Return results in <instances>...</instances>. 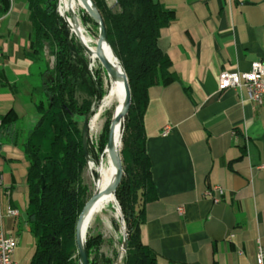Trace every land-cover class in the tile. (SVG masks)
Masks as SVG:
<instances>
[{"label": "crops", "instance_id": "1", "mask_svg": "<svg viewBox=\"0 0 264 264\" xmlns=\"http://www.w3.org/2000/svg\"><path fill=\"white\" fill-rule=\"evenodd\" d=\"M154 1L173 12L158 47L180 84L148 91L143 127L155 199L144 207L140 240L155 264H255L256 247H264V174L256 170L264 162V102L255 107L244 89L219 92L218 75L264 64V0ZM106 3L118 12L114 0ZM28 15L27 0L6 12L0 0V118L13 110L20 135L18 145L0 140V226L16 238L15 264H30L35 246L22 218L21 145L38 119ZM8 208L19 217L7 218Z\"/></svg>", "mask_w": 264, "mask_h": 264}, {"label": "trees", "instance_id": "2", "mask_svg": "<svg viewBox=\"0 0 264 264\" xmlns=\"http://www.w3.org/2000/svg\"><path fill=\"white\" fill-rule=\"evenodd\" d=\"M1 1L6 12L7 1ZM90 1L101 18L107 43L126 74L131 94L121 138L123 177L113 195L128 235L127 251L121 262L155 264L149 248L140 240L144 207L155 199L150 161L145 151L143 117L150 88L180 84L170 72L171 62L158 47L160 31L169 26L173 12L154 0H114L116 13L105 0ZM27 2L30 45L26 56L38 71V83L33 88L38 119L21 145L28 164L25 223L35 239L30 264H78V259L73 258L75 227L88 192L81 177L86 160L78 123L92 115L105 93L102 84L99 90L94 87L79 41L57 13L58 0ZM81 19L84 25L94 24L87 14ZM47 58H53L52 66ZM78 90L98 98L94 108L89 102L76 105ZM17 121L13 110L0 118V140L19 144ZM111 127L112 123L110 133ZM106 143L107 136L98 147L99 155ZM86 147L89 158L94 157L88 140ZM91 162L96 164L97 160ZM86 236L81 239L82 243ZM101 244L100 235L86 239L89 264H113L112 260L98 255ZM92 253L95 255L90 259Z\"/></svg>", "mask_w": 264, "mask_h": 264}, {"label": "bare ground", "instance_id": "3", "mask_svg": "<svg viewBox=\"0 0 264 264\" xmlns=\"http://www.w3.org/2000/svg\"><path fill=\"white\" fill-rule=\"evenodd\" d=\"M58 1V15L60 14L59 16L65 21L71 33L85 47L88 52L87 54L98 62L99 58L107 60L113 70V75L108 74L109 82L107 83L105 95L101 99L100 105L88 118L87 130L92 134H98L103 130L107 122L106 115L114 109L110 147L105 146L96 164L89 161L87 163V170L92 177L91 194L95 195L96 198L88 207L86 216L80 224L79 238L81 240L85 237L88 229L97 224H101L109 230H113L112 220H114L118 223L122 242L123 228L120 224L119 204L113 196L116 191L113 189V184L118 175L119 166L121 165L120 137L123 120L122 113L125 106L124 79L117 62L114 60L107 46L103 42H100L99 39L91 38L87 29L82 24L79 15L81 4L76 0ZM84 4L88 7L89 11L92 9L88 2L84 1ZM71 16H73V18ZM100 191H104V194L101 196L98 195ZM85 240L86 239H84V241Z\"/></svg>", "mask_w": 264, "mask_h": 264}, {"label": "rangeland", "instance_id": "4", "mask_svg": "<svg viewBox=\"0 0 264 264\" xmlns=\"http://www.w3.org/2000/svg\"><path fill=\"white\" fill-rule=\"evenodd\" d=\"M15 1V0H14ZM79 4H81L80 6V18H82L84 16V14H87L89 16L90 11L88 9V7L84 6V1L83 0H76ZM59 2V1H58ZM82 22V19H81ZM83 24V23H82ZM84 25V24H83ZM84 27L87 29L89 35L91 36V38H97L98 39V28L97 25L95 24H85ZM76 38V37H75ZM83 58H85L87 66L89 67V75L90 78L92 79V81L94 82V87L96 88V90H99L100 85L102 84V90L105 93L106 90V86L107 83L109 82V76L108 73L106 72V70L101 66V64L98 61L93 60L88 54H85L83 52V54H81ZM47 60L50 62V66L53 65V58H47ZM75 100H76V105H84L85 102H89L90 105H92L91 107L94 108V106L97 104L98 98L96 99V97H90L86 92L82 91V90H78L76 95H75ZM92 108V110H93ZM96 108H94L95 110ZM93 110V111H94ZM113 111L114 109L108 113L106 115V120L107 122L105 123V126L107 125L104 134H103V130L105 128H103V130H101L98 134H92L91 132H89L87 130V134H88V142L89 145L92 149V152L94 153V157L89 158V162H91V160H97L99 156L98 153V147L100 146L101 142L105 141L106 136L108 137V133H109V124L112 123V117H113ZM127 117V116H126ZM126 117L124 118V120H122V125H121V137L120 140L122 138V134H123V130L125 128L126 125ZM82 126H83V120L79 121L78 123V127L80 130H82ZM103 134V136H102ZM121 150H122V144H121ZM92 163V162H91ZM120 163H122V159H121V151H120ZM95 164V163H94ZM123 169V166H122ZM82 182L83 185L87 187V201L91 198L92 194H91V187H92V177L90 176L88 170H87V164L86 167L83 169L82 171ZM112 227L113 230H109L108 228L102 226L101 224H97L95 226H93L92 228L88 229L87 231V236L86 239L88 237H95L96 235H100L102 238V244L99 248L98 251V255H102L105 258H108L110 260H112L113 264H122L121 261H118V257L120 256V252H121V236H120V230L118 227V223L114 220H112ZM94 253H92L90 255V259H92L94 257ZM74 259H78V254L75 248V254L73 256ZM23 264H29L28 262H24Z\"/></svg>", "mask_w": 264, "mask_h": 264}, {"label": "built area", "instance_id": "5", "mask_svg": "<svg viewBox=\"0 0 264 264\" xmlns=\"http://www.w3.org/2000/svg\"><path fill=\"white\" fill-rule=\"evenodd\" d=\"M11 11L13 0H6ZM106 2L109 0H105ZM229 89H244L248 101L255 107H259L264 102V64L261 61L252 62L250 69L244 73L222 72L218 75L219 92ZM1 125V123H0ZM168 129L163 130L162 136H166ZM257 171L264 174V162L256 168ZM218 195H223L220 188L214 189ZM210 196V192L207 193ZM181 212V209H179ZM5 216L7 218H18L19 214L16 210L8 208ZM16 248V238L12 234L6 233L4 228L0 226V264H15L13 254ZM255 264H264V247L258 245L255 253Z\"/></svg>", "mask_w": 264, "mask_h": 264}, {"label": "water", "instance_id": "6", "mask_svg": "<svg viewBox=\"0 0 264 264\" xmlns=\"http://www.w3.org/2000/svg\"><path fill=\"white\" fill-rule=\"evenodd\" d=\"M84 1L88 2L91 5L92 9L90 10L89 18L98 27V39L100 40V42H103L107 46L108 50L113 55L114 60L117 62L118 66L122 72V76L124 79V94H125V106H124L123 113H122V117L124 120V118L128 115L130 105H131V94H130L126 74H125L123 68L121 67L118 59L116 58V56L114 55L113 51L111 50L110 46L107 43L106 35H105V29H104L103 23L101 21V18L99 16L95 6L93 5V3L90 0H84ZM71 17L73 18V16H71ZM79 45L83 49L84 53L87 54L88 53L87 50L85 49V47L82 45V43L80 41H79ZM99 62L101 64V66L106 70V72L109 75H113L112 67L107 60L99 58ZM88 117L89 116H87L84 119L83 126H82V149L84 152L86 164L88 163V160H89V156L87 154V147H86V140L88 138V134H87ZM110 143H111V133L109 132L108 137H107L106 147H110ZM122 177H123V169H122V163H121V165L119 166V169H118V175H117L116 180L113 184L114 191L116 190V188L120 184ZM103 194H104V191H100L98 193V195H100V196ZM95 198H96V196L92 195L91 198L85 203V205H84V207H83V209H82V211L78 217L77 223H76V227H75V248H76V251L78 254V264H89V258H88L87 250L85 247L86 240L83 243L81 242V240L79 238V227H80V224L83 221L84 217L86 216L88 207L92 204V202ZM118 209H119V213H120V224L123 228V238H122V242H121V252H120V256L118 257L117 262L122 261V258L124 257V255L127 251V237H128L127 231L125 228V224H124L123 215H122V212H121L119 205H118ZM22 218L24 219V221H26V214H23Z\"/></svg>", "mask_w": 264, "mask_h": 264}]
</instances>
